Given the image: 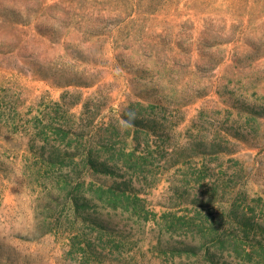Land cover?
Listing matches in <instances>:
<instances>
[{"label": "rangeland", "instance_id": "374dc122", "mask_svg": "<svg viewBox=\"0 0 264 264\" xmlns=\"http://www.w3.org/2000/svg\"><path fill=\"white\" fill-rule=\"evenodd\" d=\"M254 111L264 0H0V264H259Z\"/></svg>", "mask_w": 264, "mask_h": 264}, {"label": "trees", "instance_id": "16d2710c", "mask_svg": "<svg viewBox=\"0 0 264 264\" xmlns=\"http://www.w3.org/2000/svg\"><path fill=\"white\" fill-rule=\"evenodd\" d=\"M250 109H251V107H250ZM252 109H255V108H252ZM253 113H255L259 117H264L263 112L254 111ZM124 119L126 120V122H128V124L126 125V128L129 130V135L131 133V129L135 130V132H134L135 133V140L139 139L140 133H145V134H149V135L150 134H158V135H163V136L168 135L164 132L163 125H161L154 118H146V117L140 118V117H134V116H125ZM214 146H212V147H214ZM212 149H214V148H212ZM57 160L61 161V158L59 156H57L55 161H57ZM87 163L90 166H92L93 170H95L97 172H103V173H109V174L113 173V167L106 162H102V163L96 162L95 159H93L92 157H88ZM124 191H126V190H124ZM259 199L262 200V198H259ZM251 213H254V211L252 210ZM245 219H246V223H252L251 217H248ZM93 221L96 222L95 220H93ZM97 224L102 227L101 228L102 230L105 229L104 226L101 225L99 222H97ZM262 229L263 230H261L259 232L256 231L257 235H255V236H260V238L259 239H257V238L252 239L251 233H253V232H251L250 229L246 228L245 232H244L243 240L237 241V246L239 249L242 247V244H244L245 242L248 244L251 243V244H249L251 251L248 252L247 259H243L244 261H248V262L253 263L254 257L257 254L259 257V264H264V228H262ZM187 251L190 253H194V254L198 253V249L193 248V247L187 248ZM240 254L238 253L239 257H241ZM207 258L210 259L212 262L217 263L215 255L208 254Z\"/></svg>", "mask_w": 264, "mask_h": 264}]
</instances>
